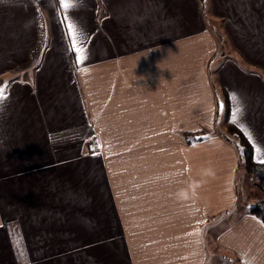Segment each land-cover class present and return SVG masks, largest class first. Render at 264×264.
Segmentation results:
<instances>
[{
	"label": "crops",
	"instance_id": "obj_1",
	"mask_svg": "<svg viewBox=\"0 0 264 264\" xmlns=\"http://www.w3.org/2000/svg\"><path fill=\"white\" fill-rule=\"evenodd\" d=\"M66 3L0 0V264H264V0Z\"/></svg>",
	"mask_w": 264,
	"mask_h": 264
},
{
	"label": "trees",
	"instance_id": "obj_2",
	"mask_svg": "<svg viewBox=\"0 0 264 264\" xmlns=\"http://www.w3.org/2000/svg\"><path fill=\"white\" fill-rule=\"evenodd\" d=\"M223 103V123L225 126V139L233 143L238 151L240 163L246 174L251 176L255 186L264 193V163H257L253 159L251 145L247 142L244 135L228 122L229 105L225 97ZM188 143L196 140H202V136H196L194 133L184 134ZM248 213L256 217L264 225V199L248 206Z\"/></svg>",
	"mask_w": 264,
	"mask_h": 264
},
{
	"label": "snow or ice",
	"instance_id": "obj_3",
	"mask_svg": "<svg viewBox=\"0 0 264 264\" xmlns=\"http://www.w3.org/2000/svg\"><path fill=\"white\" fill-rule=\"evenodd\" d=\"M61 4L64 7H68L69 6L68 3H66V0H61ZM78 51H81L82 52V50H78ZM81 59H83V57ZM6 87L7 86H5V88H0V102H3L4 99H5V90H6ZM230 99L232 101H236V96L233 94L230 97ZM239 114H240V108L237 106L236 109H235V111L232 113V122H236V119L239 116ZM242 130H243V127H242ZM262 163H264V161H262Z\"/></svg>",
	"mask_w": 264,
	"mask_h": 264
},
{
	"label": "rangeland",
	"instance_id": "obj_4",
	"mask_svg": "<svg viewBox=\"0 0 264 264\" xmlns=\"http://www.w3.org/2000/svg\"><path fill=\"white\" fill-rule=\"evenodd\" d=\"M221 99L223 100V97L221 96ZM223 110H224V107H221V109H220V115H221V113H222V115H223ZM253 181V179L251 178V176H248V180H247V182L248 183H250V179ZM254 182V181H253ZM238 184H239V186H240V188H242V185H243V179L242 178H239L238 179ZM253 186V185H252ZM254 186H255V184H254ZM253 186V188H254V190H255V188H256V193L258 194V195H260V197H258L257 198V201H261L262 200V198H264V193L263 192H261L256 186L254 187ZM238 194H240V190H238ZM256 199H254L253 201H255ZM256 201V202H257ZM255 203V202H254ZM253 204V203H252ZM209 248H210V250H212L213 251V247L209 244Z\"/></svg>",
	"mask_w": 264,
	"mask_h": 264
}]
</instances>
